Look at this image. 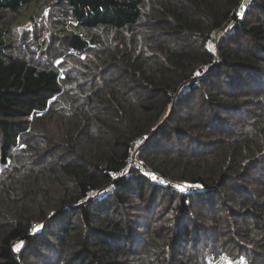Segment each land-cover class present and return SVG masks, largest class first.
Instances as JSON below:
<instances>
[{
    "label": "trees",
    "instance_id": "obj_1",
    "mask_svg": "<svg viewBox=\"0 0 264 264\" xmlns=\"http://www.w3.org/2000/svg\"><path fill=\"white\" fill-rule=\"evenodd\" d=\"M43 1L0 0V264H264V0H48L16 28Z\"/></svg>",
    "mask_w": 264,
    "mask_h": 264
},
{
    "label": "rangeland",
    "instance_id": "obj_2",
    "mask_svg": "<svg viewBox=\"0 0 264 264\" xmlns=\"http://www.w3.org/2000/svg\"><path fill=\"white\" fill-rule=\"evenodd\" d=\"M47 2L48 0L43 1V3L41 5L38 6V10L40 11V14L42 15V18H40V20L36 21L35 25H32V23H29L27 21V16L31 15V13H33L35 11L34 6L32 5L30 8H28V10L25 12L26 16H24V19L22 21H20L21 23H18V26L16 28L22 29V27H28L26 29H30L33 32H35L36 34H39L43 31V23H44V13L47 15L51 14L50 8H46L47 6ZM239 5H247L248 0H241L239 1ZM26 17V18H25ZM76 27H72L73 30H75L76 32H82L83 29H74ZM12 37V36H11ZM215 40L216 42H218V40H220V38L222 37L221 32L218 31L215 34ZM12 40V39H11ZM209 47H211V45H209ZM19 50V47L17 49V51ZM130 164V168H136L138 169L140 172H142L143 174H145L147 177H149L151 180L156 181L158 183H160V185L162 186H166V187H171L177 191H182V192H191L194 191L193 186L189 185V183H181V182H173V181H169V180H165L164 178L158 176L157 174H155L152 170L148 169V168H143V165L138 161L137 156L134 155L132 157V159L129 161ZM153 177H155V179H153ZM20 245H17L15 247V249H18ZM213 264H228V262L225 260L224 257H221L219 259H217L216 261L213 262ZM240 264H244V262H240Z\"/></svg>",
    "mask_w": 264,
    "mask_h": 264
},
{
    "label": "snow or ice",
    "instance_id": "obj_3",
    "mask_svg": "<svg viewBox=\"0 0 264 264\" xmlns=\"http://www.w3.org/2000/svg\"><path fill=\"white\" fill-rule=\"evenodd\" d=\"M197 75H199V73H197ZM153 179H155V177H153ZM193 187H195V188H200L201 186L200 185H195V186H193ZM40 230V227L38 226L36 229H34L33 231L34 232H38Z\"/></svg>",
    "mask_w": 264,
    "mask_h": 264
},
{
    "label": "water",
    "instance_id": "obj_4",
    "mask_svg": "<svg viewBox=\"0 0 264 264\" xmlns=\"http://www.w3.org/2000/svg\"><path fill=\"white\" fill-rule=\"evenodd\" d=\"M240 1H241V0H240ZM239 4H240V3H239ZM229 23H230V21L226 23L225 27H227V26L229 25ZM225 27L220 31V32H221V35H223Z\"/></svg>",
    "mask_w": 264,
    "mask_h": 264
}]
</instances>
